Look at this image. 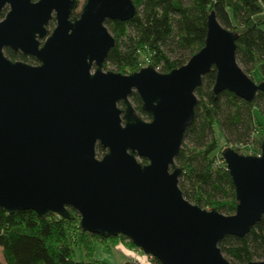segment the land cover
Masks as SVG:
<instances>
[{
    "label": "water",
    "instance_id": "95a60500",
    "mask_svg": "<svg viewBox=\"0 0 264 264\" xmlns=\"http://www.w3.org/2000/svg\"><path fill=\"white\" fill-rule=\"evenodd\" d=\"M77 6L0 0V206L44 218H74V209L83 231L126 235L161 264H233L219 242L246 235L264 213V133L258 154L221 150L237 199L231 214L184 196L175 157L195 118V89L213 67L216 93L252 101L264 92V80L255 82L237 61L238 34L212 10L204 45L184 64L122 73L104 69L116 44L105 21L132 18L133 0H85L79 16ZM4 47L40 63L13 61ZM133 91L150 120L135 110Z\"/></svg>",
    "mask_w": 264,
    "mask_h": 264
},
{
    "label": "trees",
    "instance_id": "16d2710c",
    "mask_svg": "<svg viewBox=\"0 0 264 264\" xmlns=\"http://www.w3.org/2000/svg\"><path fill=\"white\" fill-rule=\"evenodd\" d=\"M135 15L128 20L106 19L105 24L116 38L109 51L104 68L129 73L141 68L139 63L147 58L160 71L167 72L184 64L204 45L207 18L214 10L219 22L238 34L236 58L242 69L251 77L258 69L264 80V0H133ZM169 52H174L171 57ZM142 57V58H141ZM108 70V69H107ZM216 69L213 67L203 76L195 89L197 104L195 118L188 128L175 164L182 167L179 186L184 196L203 208H216L225 214L235 212L237 199L229 171L221 156L225 146H218L214 136L209 138L213 127L218 125L226 135V145L240 152V145L254 144L259 147V137L250 138L256 131L255 108L264 102V92L258 91L252 101L235 93L213 91ZM130 99L136 110L151 118L142 108L139 94L133 91ZM264 133V129L262 130ZM187 140V142H184ZM97 154L105 149L97 145ZM217 150L219 155L215 156ZM252 152L249 150L245 154ZM147 162L146 159H142ZM219 164L215 165V162ZM74 218L48 213L41 217L33 209L8 212L0 206V246L3 261L0 264H119L101 260L77 259L78 253L95 251L98 238L117 241L118 236L108 238L79 226V216L72 209ZM127 237L126 235H120ZM130 239V238H129ZM97 240V239H96ZM129 245H136L130 239ZM219 246L233 264H246L256 257H264V213L250 232L240 237L228 235ZM151 259L161 264L160 261Z\"/></svg>",
    "mask_w": 264,
    "mask_h": 264
},
{
    "label": "rangeland",
    "instance_id": "374dc122",
    "mask_svg": "<svg viewBox=\"0 0 264 264\" xmlns=\"http://www.w3.org/2000/svg\"><path fill=\"white\" fill-rule=\"evenodd\" d=\"M84 2L85 0L79 1V6L77 7V11L80 10V7ZM169 54L171 57L175 56L174 52H169ZM148 63L149 62L147 58H145V60H143L142 58V61L139 63V66L142 67V66L147 65ZM104 69L105 70L112 69V66L110 65L108 68H104ZM250 75H251V78L255 82H257V80L261 78V75L258 69L257 70L254 69ZM259 107L262 109V113L260 114L258 111V108H255L256 118H255L254 124L256 127V131L250 137L253 140V142H255V140L259 136L261 137L263 135L262 130L264 129V102H261ZM140 116L146 120H150V118L146 117L145 115L140 114ZM212 136L216 138L218 142V146H224V145L231 146L232 142H234L231 139L228 145L225 144L227 142L226 135L224 133V130L218 125L213 127V130L210 132L209 138H211ZM184 142H187V140H185ZM239 149H240V153H244V154L246 151L248 152L249 150L252 151V152H249L250 154H258L260 151V148L256 147L254 144L253 145L246 144L243 146L240 145ZM214 155L215 156L219 155L217 150L214 151ZM139 160H142V159L139 158ZM217 164H219L218 161L215 162V165ZM116 236H118L117 241H112L111 239L109 241L107 240V245H105L101 239L93 238V240L95 241V245H96L95 251H93L92 253H85V252L78 253L77 259H82L84 261H91V260L97 259V260H101L104 262H116L119 264H157L151 258L145 257L144 253L138 247L135 248L134 246L129 245V242H130L129 238L123 237L120 235H116ZM261 259L263 258L262 257L255 258V260H261Z\"/></svg>",
    "mask_w": 264,
    "mask_h": 264
},
{
    "label": "flooded vegetation",
    "instance_id": "af4514ba",
    "mask_svg": "<svg viewBox=\"0 0 264 264\" xmlns=\"http://www.w3.org/2000/svg\"><path fill=\"white\" fill-rule=\"evenodd\" d=\"M79 1L78 0V6H79ZM84 4V3H83ZM83 4L81 5L80 7V10L77 11V7L76 9L73 11V15H77L79 16V13L80 11L82 10V6ZM6 11V10H5ZM56 26V18H55V15L53 14V16L51 17V19L49 20L48 24H47V29L49 30V32H51L54 27ZM45 38H41L40 41H41V44L44 42ZM3 51H4V54L11 60L13 61H16V60H19V61H23V62H27L29 64H33V65H36V64H39L40 62L37 60V58L34 56V55H31V54H25L21 51H14L12 50L10 47H4L3 48ZM133 104V103H132ZM134 106V105H133ZM135 108V106H134ZM136 110V108H135ZM137 111V110H136ZM137 113L139 114V112L137 111ZM140 115V114H139ZM152 118V116H151ZM150 118V119H151Z\"/></svg>",
    "mask_w": 264,
    "mask_h": 264
},
{
    "label": "crops",
    "instance_id": "0c3cea01",
    "mask_svg": "<svg viewBox=\"0 0 264 264\" xmlns=\"http://www.w3.org/2000/svg\"><path fill=\"white\" fill-rule=\"evenodd\" d=\"M0 254H1V256H0V260L3 261V257H2V248H1V246H0ZM1 258H2V259H1Z\"/></svg>",
    "mask_w": 264,
    "mask_h": 264
},
{
    "label": "built area",
    "instance_id": "2783aa9c",
    "mask_svg": "<svg viewBox=\"0 0 264 264\" xmlns=\"http://www.w3.org/2000/svg\"><path fill=\"white\" fill-rule=\"evenodd\" d=\"M156 69H158L159 70V68L158 67H156ZM145 255V257H147V258H151L152 256L151 255H147V254H144Z\"/></svg>",
    "mask_w": 264,
    "mask_h": 264
}]
</instances>
